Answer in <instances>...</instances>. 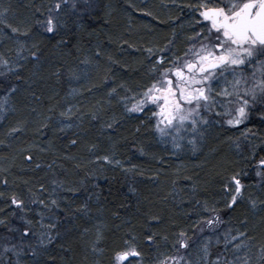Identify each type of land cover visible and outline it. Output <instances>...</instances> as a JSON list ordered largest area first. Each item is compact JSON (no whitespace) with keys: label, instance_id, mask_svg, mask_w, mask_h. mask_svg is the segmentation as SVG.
<instances>
[{"label":"snow or ice","instance_id":"obj_1","mask_svg":"<svg viewBox=\"0 0 264 264\" xmlns=\"http://www.w3.org/2000/svg\"><path fill=\"white\" fill-rule=\"evenodd\" d=\"M0 264H264V0H0Z\"/></svg>","mask_w":264,"mask_h":264},{"label":"trees","instance_id":"obj_2","mask_svg":"<svg viewBox=\"0 0 264 264\" xmlns=\"http://www.w3.org/2000/svg\"><path fill=\"white\" fill-rule=\"evenodd\" d=\"M8 2H9V0H3L4 4H7ZM23 2H25V0H11V3L14 4V5H18V4H21ZM105 2H110L113 5H116L117 7H120L121 4L123 3V0H105ZM151 3L156 6V10L157 11L160 10V0H151ZM135 4H137V3H135ZM137 5H139V4H137ZM161 14L163 15L164 13H161ZM117 18H118V20L120 21L121 24H126L128 22L127 14H119ZM146 22H149L148 18L141 17L139 15V13H133L132 14L133 32L134 33H139L142 30L141 29V24L142 23H146ZM125 134L126 135L128 134L127 131L125 132ZM212 146H214V145L212 144L211 139H210L209 147H212ZM151 147L153 148L154 151L161 152V154H163L166 158H168L169 154L166 153V152H162V147L160 145L152 144ZM205 151L207 152L208 148H206ZM133 162L143 164L144 163V158L136 157V158H134ZM185 162L194 163L195 160L193 158V160L185 161ZM179 163H181L180 160L175 159V158L172 159V167L173 168L176 165H178ZM145 166L147 167L148 165H145ZM209 166H211V165H209ZM144 193H145V195H152L151 190L148 189V188H144Z\"/></svg>","mask_w":264,"mask_h":264},{"label":"rangeland","instance_id":"obj_3","mask_svg":"<svg viewBox=\"0 0 264 264\" xmlns=\"http://www.w3.org/2000/svg\"><path fill=\"white\" fill-rule=\"evenodd\" d=\"M132 2L135 4V3H137V4H139V5H141V4H143L144 2H145V0H132ZM161 146V145H160ZM162 147V146H161Z\"/></svg>","mask_w":264,"mask_h":264}]
</instances>
